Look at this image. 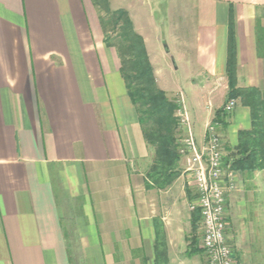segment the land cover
<instances>
[{"label": "crops", "instance_id": "obj_1", "mask_svg": "<svg viewBox=\"0 0 264 264\" xmlns=\"http://www.w3.org/2000/svg\"><path fill=\"white\" fill-rule=\"evenodd\" d=\"M190 5L171 63L160 38L150 42L128 15L157 86L181 94L200 144L227 101L231 20L237 86L264 94V0ZM101 17L92 0H0V264H77L70 238L88 240L94 264H205L192 228L194 179L182 156L166 187L147 177L154 150ZM160 58L178 81L164 80ZM224 120L230 159L250 110L236 100ZM230 169L227 241L237 264H264V169Z\"/></svg>", "mask_w": 264, "mask_h": 264}, {"label": "trees", "instance_id": "obj_2", "mask_svg": "<svg viewBox=\"0 0 264 264\" xmlns=\"http://www.w3.org/2000/svg\"><path fill=\"white\" fill-rule=\"evenodd\" d=\"M99 11L109 12L108 0H92ZM121 24V46L117 50L121 59V72L127 92L133 103L145 142L153 148L154 157L147 173L150 181L159 188L166 187L179 173L181 155L177 151L175 117L177 105L165 91L157 87L153 69L148 59L142 37L136 33L125 11L114 10ZM102 19V17H101ZM104 22V21H103ZM108 38V37H107ZM236 53L232 20L229 22L227 42L226 76L228 90L226 100L236 99L248 107L251 128L238 132L239 143L231 158L225 161L235 170L264 169V94L256 87H238L236 79ZM223 108L216 110L212 121L225 125ZM230 157V156H229ZM192 228L196 230L198 209H194Z\"/></svg>", "mask_w": 264, "mask_h": 264}, {"label": "built area", "instance_id": "obj_3", "mask_svg": "<svg viewBox=\"0 0 264 264\" xmlns=\"http://www.w3.org/2000/svg\"><path fill=\"white\" fill-rule=\"evenodd\" d=\"M236 106L235 99L223 105L225 118ZM180 121L185 125L188 117L185 109H179ZM218 122L207 124L200 144L195 140L191 127L182 140L179 152L185 158L186 170L194 179L196 201L191 208L198 209L201 227L200 246L205 264H235L225 230L226 192L234 185L232 169L225 164L226 152L223 147Z\"/></svg>", "mask_w": 264, "mask_h": 264}, {"label": "rangeland", "instance_id": "obj_4", "mask_svg": "<svg viewBox=\"0 0 264 264\" xmlns=\"http://www.w3.org/2000/svg\"><path fill=\"white\" fill-rule=\"evenodd\" d=\"M111 4H112V8L117 7L116 10L125 11L127 14L131 13L137 25H140V27L145 31V33H147V36H149L148 39H150V42L154 41L155 40L154 38H160L162 50L166 52V48H164L166 46L167 49L170 51V54L167 55L168 63H171L173 61L172 56L174 55V49H175L174 28L178 24L182 26L184 23L187 24L190 22L189 17L191 16L188 15L189 12L188 10L191 7L190 0H142V1L140 0V3L139 0H112ZM108 6H109V1H108ZM118 7H120V9ZM145 10H147L146 13ZM100 12H101L102 20L108 24L107 37L115 40L119 45L124 46L125 43L121 40L122 22L119 21L118 23L114 24L116 19L115 14H113L114 10L110 9L109 12H104V11H100ZM152 23L156 24L157 32L154 31V27ZM157 65L160 66V68H162L163 71L162 77L164 78V80H167L168 82L171 83L179 80L176 77L172 78V76H170L169 73H167V71L165 70L166 63L162 60V58H160ZM167 96L169 99L175 101L177 105L175 111V117L177 119L178 125L175 130V137L177 143V151L179 154H181L179 152L181 142L187 136L189 127H191L192 134H194L191 125L192 122H190L188 119V123L185 125L180 121L179 109L183 107L181 94L177 93L171 96L167 94ZM187 98H190L189 95L187 96ZM186 109H188V107H186ZM223 117L225 118V115ZM199 129L201 130V128ZM183 159L185 161L184 157ZM194 192H195V187L193 189V195ZM196 197L197 195L195 193V200ZM194 233L199 238H201L202 232L200 227V220H197V229L194 230ZM69 241H70V246L72 247L71 248L72 258L75 263L94 264V258L87 255V247L89 245L87 239L81 240L77 238L76 239L70 238ZM235 264H237L236 260H235Z\"/></svg>", "mask_w": 264, "mask_h": 264}]
</instances>
